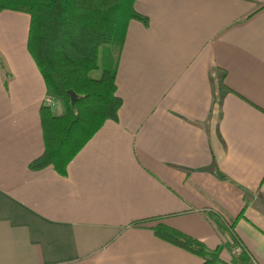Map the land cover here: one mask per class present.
<instances>
[{
	"label": "crops",
	"instance_id": "obj_1",
	"mask_svg": "<svg viewBox=\"0 0 264 264\" xmlns=\"http://www.w3.org/2000/svg\"><path fill=\"white\" fill-rule=\"evenodd\" d=\"M134 7L149 25L128 24L118 118L65 173L30 168L45 151L49 96L28 50L30 15L0 12V264L204 262L157 237L158 224L227 261L237 235L250 263L264 264V0Z\"/></svg>",
	"mask_w": 264,
	"mask_h": 264
},
{
	"label": "trees",
	"instance_id": "obj_2",
	"mask_svg": "<svg viewBox=\"0 0 264 264\" xmlns=\"http://www.w3.org/2000/svg\"><path fill=\"white\" fill-rule=\"evenodd\" d=\"M135 1L0 0V12L12 9L30 15L28 50L45 79L48 96L63 107L57 114L53 104L42 105L45 151L30 168L53 165L65 173L70 160L103 124L118 118L123 99L117 94L116 77L128 24L137 19L149 25V18L135 9ZM70 91L77 95L74 103ZM216 173L225 178L219 170ZM224 219L225 228L236 234ZM152 220L156 217L136 219L134 224ZM152 230L160 239L203 258L201 264L252 262L245 247L227 261L209 251L204 241L179 229L158 224ZM238 245L236 235L232 251Z\"/></svg>",
	"mask_w": 264,
	"mask_h": 264
},
{
	"label": "built area",
	"instance_id": "obj_3",
	"mask_svg": "<svg viewBox=\"0 0 264 264\" xmlns=\"http://www.w3.org/2000/svg\"><path fill=\"white\" fill-rule=\"evenodd\" d=\"M53 102H54V100L51 97H49L48 100H47V103L48 104H52ZM241 250H242V247L239 246V245L235 248V251L240 252Z\"/></svg>",
	"mask_w": 264,
	"mask_h": 264
},
{
	"label": "water",
	"instance_id": "obj_4",
	"mask_svg": "<svg viewBox=\"0 0 264 264\" xmlns=\"http://www.w3.org/2000/svg\"><path fill=\"white\" fill-rule=\"evenodd\" d=\"M70 94H71V97H72V102L74 103L76 101L77 95L73 91H70Z\"/></svg>",
	"mask_w": 264,
	"mask_h": 264
},
{
	"label": "rangeland",
	"instance_id": "obj_5",
	"mask_svg": "<svg viewBox=\"0 0 264 264\" xmlns=\"http://www.w3.org/2000/svg\"><path fill=\"white\" fill-rule=\"evenodd\" d=\"M53 100H55V99H53ZM54 102H55V101H54ZM54 102H53V103H54ZM53 103H52V104H53ZM60 105H61V104H60ZM231 253H232V254H233V253L237 254V253H239V252H238V251H234V249H233V251H232ZM228 259H229V258H228Z\"/></svg>",
	"mask_w": 264,
	"mask_h": 264
}]
</instances>
